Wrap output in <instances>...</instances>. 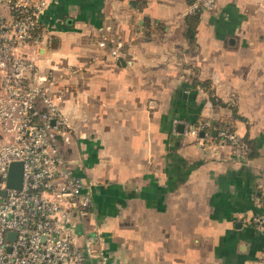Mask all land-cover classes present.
<instances>
[{
    "label": "crops",
    "instance_id": "0c3cea01",
    "mask_svg": "<svg viewBox=\"0 0 264 264\" xmlns=\"http://www.w3.org/2000/svg\"><path fill=\"white\" fill-rule=\"evenodd\" d=\"M144 1L46 0L39 15L35 61L55 78L72 169L94 182L92 220L121 264H260L264 230L251 219L264 212V0H215L194 44L186 0ZM203 79L243 116L232 125L258 155L174 130L173 119L231 116L212 107Z\"/></svg>",
    "mask_w": 264,
    "mask_h": 264
},
{
    "label": "built area",
    "instance_id": "2783aa9c",
    "mask_svg": "<svg viewBox=\"0 0 264 264\" xmlns=\"http://www.w3.org/2000/svg\"><path fill=\"white\" fill-rule=\"evenodd\" d=\"M214 4L194 0L189 10ZM45 5L0 0V264H121L92 220L93 180L75 173L60 149L70 122L53 92L54 76L41 71L34 57L43 40L39 15ZM108 41L117 54V40L102 35L99 45ZM179 124L180 133L202 148H215L207 119H173L174 130ZM216 135L234 155L244 156L247 144L235 130L224 126ZM15 160L22 162L19 188L7 184ZM251 220L264 230V212Z\"/></svg>",
    "mask_w": 264,
    "mask_h": 264
},
{
    "label": "trees",
    "instance_id": "16d2710c",
    "mask_svg": "<svg viewBox=\"0 0 264 264\" xmlns=\"http://www.w3.org/2000/svg\"><path fill=\"white\" fill-rule=\"evenodd\" d=\"M188 4H191L194 0H186ZM144 0H131V5L134 7H142L144 4ZM202 7L194 8L189 11H187L184 14V24H185V29H184V36L188 39V42L190 44L195 43V33L197 30V25L200 19V14L202 12ZM148 22L143 20V27L147 26ZM197 83H199L202 87L207 89L208 91V99L212 107H218V106H228L231 109V116L226 117L225 115H222L221 118L218 119H207L209 121V126L208 130L209 133L213 135L212 131L217 130L221 127H228L230 130H235L233 125H232V120L233 118H240L242 119L243 116L239 115L236 113V108L231 101L225 102L222 101L219 97L215 96L211 90H209V79H203V80H198ZM214 140H219V137L214 135L213 137ZM241 139L247 144V150L244 154V157H252L255 155H258V149L256 146V141L254 138H250L247 133L241 135ZM261 202L264 205V196L261 198Z\"/></svg>",
    "mask_w": 264,
    "mask_h": 264
},
{
    "label": "water",
    "instance_id": "95a60500",
    "mask_svg": "<svg viewBox=\"0 0 264 264\" xmlns=\"http://www.w3.org/2000/svg\"><path fill=\"white\" fill-rule=\"evenodd\" d=\"M185 93V92H184ZM179 130H182V125L179 124ZM213 135H215L216 131H212ZM202 134V131H200ZM21 172H22V162L19 160L12 161L8 170L7 184L13 187L21 186ZM1 194H4V190H0ZM13 233H11L12 235Z\"/></svg>",
    "mask_w": 264,
    "mask_h": 264
},
{
    "label": "rangeland",
    "instance_id": "374dc122",
    "mask_svg": "<svg viewBox=\"0 0 264 264\" xmlns=\"http://www.w3.org/2000/svg\"><path fill=\"white\" fill-rule=\"evenodd\" d=\"M214 9V7L212 8V9H202V10H213ZM4 12V10L0 7V13H3ZM54 73H55V71H54ZM56 74H57V72H56ZM62 143L63 142H60L59 144H60V149H61V151H62V153H63V155H64V157H65V159H66V161L68 162V164L73 168L74 167V163H75V159H74V157H75V154H74V152L75 151H72V152H70L67 148H66V143L64 144V145H62ZM92 215H93V213H92ZM90 219H91V217H90ZM87 220V219H86ZM93 226V224H90V226ZM94 227V226H93Z\"/></svg>",
    "mask_w": 264,
    "mask_h": 264
}]
</instances>
